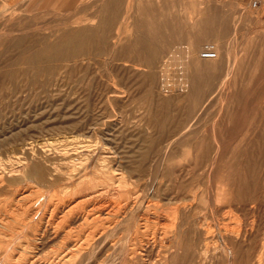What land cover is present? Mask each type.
I'll return each instance as SVG.
<instances>
[{
    "label": "rangeland",
    "instance_id": "374dc122",
    "mask_svg": "<svg viewBox=\"0 0 264 264\" xmlns=\"http://www.w3.org/2000/svg\"><path fill=\"white\" fill-rule=\"evenodd\" d=\"M261 1L0 12V264L36 253L53 264L67 242L82 247L75 264H167L177 250L178 264H264ZM199 86L207 97L196 99ZM69 178L83 192L72 195ZM63 197L88 220L71 237L55 210Z\"/></svg>",
    "mask_w": 264,
    "mask_h": 264
},
{
    "label": "bare ground",
    "instance_id": "6f19581e",
    "mask_svg": "<svg viewBox=\"0 0 264 264\" xmlns=\"http://www.w3.org/2000/svg\"><path fill=\"white\" fill-rule=\"evenodd\" d=\"M256 3V2H255ZM254 4V3H253ZM253 4H252V6H253ZM256 5H257V3H256ZM254 7V6H253ZM257 7V10H259L260 9V7L259 6H255V8ZM201 48V47H200ZM203 49H205V50H215L216 48L215 47H212V46H207V47H203ZM201 57H203V58H205L206 56H201ZM197 57H193V61H195L196 62V64L197 65H199V66H201L203 69H205V70H208V65H211V64H216V62H215V60L213 61V60H211V59H202V61H200V60H198V59H196ZM234 63H235V61H234ZM233 63V64H234ZM232 73H233V71H232V69L230 70H227V72H226V78H225V83H226V80L227 79H230V77H231V75H232ZM165 81H167L166 79H165ZM220 84V83H219ZM201 89V90H200ZM225 89V88H224ZM197 90L199 91V95L197 96V98L196 99H200V98H203V97H205L206 96V92H207V88H202L201 86H199L198 88H197ZM210 90V89H209ZM210 93V92H209ZM222 93H223V91H222ZM211 94V93H210ZM223 95H225V93L223 94ZM207 97V96H206ZM253 97V96H252ZM222 99V98H221ZM216 100V99H215ZM223 100V99H222ZM222 103V105H223V102H221ZM250 105V104H249ZM220 106H221V104H220ZM235 107H237V108H235ZM203 109V108H202ZM230 110H231V112H232V114H236V113H238V112H240L241 111V109H240V106L238 105V106H233V105H231L230 106V108H229ZM242 113V112H241ZM202 114V113H201ZM197 120V119H196ZM214 122V121H213ZM247 126V125H246ZM213 127V126H212ZM190 128V127H189ZM171 143V142H170ZM99 144V143H98ZM84 146V145H83ZM89 146V145H88ZM98 146V145H97ZM219 146V145H218ZM170 147V146H169ZM89 148V147H88ZM91 148V147H90ZM98 148V147H97ZM100 148V147H99ZM77 150H79V149H77ZM98 150V149H97ZM74 152V151H73ZM79 152H81V151H79ZM82 153V152H81ZM97 153V152H96ZM75 154H77V153H74V155ZM80 157V156H79ZM74 158V157H73ZM76 158V157H75ZM76 159H78V158H76ZM80 159V158H79ZM89 159V158H88ZM80 161V160H79ZM93 163V162H92ZM86 164H87V167H89L90 166V164H88L87 162H86ZM81 165H83V163H81ZM80 165V166H81ZM82 167V166H81ZM86 167V166H85ZM39 168H40V170L39 171H37V176L40 178V179H43L44 181H47L48 180V176L50 175V173H46L45 171H44V169H42L40 166H39ZM77 172V171H76ZM121 172V171H120ZM96 173V172H95ZM90 175H91V173H89ZM86 175H87V173H86ZM90 175H88V177L90 176ZM93 176V175H92ZM91 176V177H92ZM82 177V176H81ZM160 177V176H159ZM52 178V177H51ZM79 178V177H78ZM82 179H83V177H82ZM86 179V178H85ZM88 179V178H87ZM75 180V179H74ZM76 182V181H75ZM75 182H73L70 178H69V181H67V182H65L64 184H67V187H69V188H71V190H72V195H76V194H78V193H80V192H83V190L82 189H80L79 188V190H77L78 189V187H80V182H82V181H79V182H77V183H75ZM82 185V184H81ZM222 185V184H221ZM233 182L232 183H225V184H223L222 185V187H221V190L223 191V193L225 194V196L227 195H230L232 192H233ZM58 186V185H57ZM52 190V189H51ZM221 190H220V192H221ZM68 190H64L63 191V193H65V192H67ZM149 191V190H148ZM99 192V191H98ZM94 193V192H93ZM25 194V193H24ZM23 193L20 195V197H24L25 198V195H24ZM221 193H219V195H220ZM90 194L89 193H85L84 195H82V196H80V198L81 197H87V196H89ZM221 196V195H220ZM224 196V197H225ZM19 197V196H18ZM69 199H71V198H69ZM77 199L78 198H76V199H74V200H65V198L63 197L61 200H60V202L58 203V204H56V206H55V210H57V212L59 211V213L61 214L60 215V217H61V223L62 224H64V226H65V228H66V231H65V236L66 237H68V236H70V234H71V232H73V229H72V226L73 225H75V224H77L78 222H82V221H86L87 220V217L86 216H84L83 214H81V213H78L77 212V205L81 202V201H78L77 202ZM106 201V200H105ZM83 203V202H82ZM106 209V208H105ZM114 210V209H113ZM100 213V212H99ZM101 214H102V212H101ZM101 214H98V215H101ZM37 215V214H36ZM35 215V216H36ZM85 215H86V213H85ZM34 216V217H35ZM111 217H112V215H110ZM113 216H115V215H113ZM91 217V216H90ZM96 217H98L99 218V216H96ZM116 217V216H115ZM117 217H119V216H117ZM122 218V217H121ZM88 219H90V218H88ZM92 219V218H91ZM110 219V218H109ZM113 219V218H112ZM116 219H118V218H116ZM120 219V218H119ZM123 219V218H122ZM108 220V219H107ZM154 220V219H153ZM88 221V220H87ZM102 221V220H101ZM108 221H110V220H108ZM118 221V220H117ZM116 221V222H117ZM114 222V221H113ZM56 223V222H55ZM101 223V222H100ZM112 223V222H111ZM78 225V224H77ZM118 227V226H117ZM229 228V227H228ZM111 229V228H110ZM42 231V230H41ZM47 231V230H46ZM115 231V230H114ZM118 232H120V231H118ZM173 232V231H172ZM41 233V232H40ZM91 233V232H90ZM89 233V234H90ZM95 233H97L96 232V230H95ZM175 233V232H174ZM42 234V233H41ZM88 234V233H87ZM111 234V233H110ZM167 234V233H166ZM91 235V234H90ZM160 235V234H159ZM165 235V234H164ZM38 236V235H37ZM42 236V235H41ZM47 236V235H46ZM86 236V235H85ZM166 236V235H165ZM71 237V236H70ZM93 237V236H92ZM95 237V239H96V236H94ZM100 237V236H99ZM98 237V238H99ZM112 237V236H111ZM137 237V236H136ZM41 238V237H40ZM39 238V236L36 238V241L38 240L39 242L38 243H42L44 240L43 239H40ZM58 238V237H57ZM85 238H87V237H85ZM108 238H110V237H108ZM160 238V237H159ZM68 240H69V238H67ZM105 239V238H104ZM117 239V238H116ZM115 239V240H116ZM119 239V238H118ZM130 239V238H129ZM140 239V238H139ZM138 239V240H139ZM166 239H167V237H166ZM43 240V241H42ZM86 241V243H87V239H85ZM100 240V239H99ZM136 240H137V238H136ZM152 240V239H151ZM83 240H81L80 242H82ZM106 241V240H105ZM156 239H154L153 238V240H152V243L150 242V243H145L142 247L143 248H148V247H150L151 245H155L156 244ZM165 241V240H164ZM74 242V241H73ZM79 242V241H78ZM84 242V243H85ZM123 242V241H122ZM130 242H132V241H130ZM67 243H69V242H67ZM66 243V245H65V248H64V250L63 251H61V252H59L56 256H55V258H54V262L56 263V264H75V262H74V260H75V256H76V254L77 253H79L80 252V250H81V246L79 247L78 246V244H80V243H78L77 244V242H74V244L72 243H70V244H67ZM86 243L84 244L85 246H86ZM119 244V243H118ZM127 244V243H126ZM129 244V243H128ZM127 244V245H128ZM83 245V244H82ZM83 245V246H84ZM127 245H126V247H127ZM140 245V244H139ZM102 246V245H101ZM100 246V247H101ZM94 247V246H93ZM92 247V249H94ZM117 247V246H116ZM133 247V246H132ZM124 248V247H123ZM127 249V248H126ZM146 249L145 250H141L140 251V253H143L144 251H145V253H146ZM97 250V249H96ZM122 250V249H121ZM123 251V250H122ZM179 250H177L176 252H174V253H171V254H167L166 256H164L163 257V262L164 263H166L167 262V264H178L177 262H175L177 259H178V254H179V252H178ZM113 252V251H112ZM116 252V251H115ZM110 253V252H109ZM124 252H122V254H123ZM128 253V252H127ZM99 254V253H98ZM107 254V253H106ZM105 254V255H106ZM97 255V254H96ZM104 255V256H105ZM132 255V254H131ZM101 256V255H100ZM118 256H120V255H118ZM128 256V255H127ZM20 257V256H19ZM113 257V256H112ZM112 257H110V258H112ZM115 257H117V256H115ZM183 257V256H182ZM100 258V257H99ZM123 258V257H122ZM130 258V257H129ZM135 258V257H134ZM133 258V259H134ZM52 259V258H51ZM109 259V258H108ZM114 259V258H113ZM120 259V258H119ZM184 259V258H183ZM101 260V259H100ZM123 260V259H122ZM126 260V259H125ZM146 260H148V262L146 263H144V264H151V262L149 261V258H147ZM145 260V261H146ZM37 253L36 254H34V255H32L31 257H20V258H17V259H15V264H37ZM49 261H51V260H49ZM107 261V260H106ZM127 261V260H126ZM53 262V264H55ZM90 262V261H89ZM118 262V261H117ZM123 262L124 261H122L120 264H123ZM232 262V261H231ZM111 264L112 263H114L113 261L112 262H110ZM86 264V263H85ZM118 264V263H117Z\"/></svg>",
    "mask_w": 264,
    "mask_h": 264
},
{
    "label": "crops",
    "instance_id": "0c3cea01",
    "mask_svg": "<svg viewBox=\"0 0 264 264\" xmlns=\"http://www.w3.org/2000/svg\"><path fill=\"white\" fill-rule=\"evenodd\" d=\"M68 0H0V12H3L8 9H22L29 10L31 7L28 5L37 4V5H45L46 3L49 5L55 4V2H67ZM260 8L263 7V1L260 0Z\"/></svg>",
    "mask_w": 264,
    "mask_h": 264
}]
</instances>
